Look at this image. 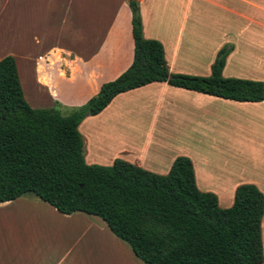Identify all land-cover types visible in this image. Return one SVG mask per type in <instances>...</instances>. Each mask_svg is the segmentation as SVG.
<instances>
[{
  "label": "crops",
  "instance_id": "crops-1",
  "mask_svg": "<svg viewBox=\"0 0 264 264\" xmlns=\"http://www.w3.org/2000/svg\"><path fill=\"white\" fill-rule=\"evenodd\" d=\"M139 7L143 37L162 44L171 74L209 76L215 60L203 57L204 47L217 54L228 47L229 55L235 51L234 32L243 30L238 45L244 57L257 62L264 85V0H139ZM131 19L128 0H0V60L14 58L24 99L31 108L77 107L132 64ZM203 28L219 33L207 37L200 33ZM254 49L262 55L254 57ZM228 55L222 70L226 78L228 67L236 68ZM206 96L165 82L117 95L100 114L86 117L78 126L85 163L106 167L121 159L166 175L177 156L163 157L160 143L168 134L162 132L165 136L159 137L157 124L168 126L192 117L188 112L192 109L197 113L196 123L214 119L204 108L217 107V101ZM242 104L243 174L232 190L247 184L264 195V100ZM146 119L152 128L149 149L143 150L137 146L136 126ZM96 218L60 214L33 194L1 203L0 264H105L97 256L99 246L109 242L113 248L117 241ZM261 237L264 264V216ZM93 240L95 251L91 250ZM122 242L118 239L119 258L137 264Z\"/></svg>",
  "mask_w": 264,
  "mask_h": 264
},
{
  "label": "trees",
  "instance_id": "trees-1",
  "mask_svg": "<svg viewBox=\"0 0 264 264\" xmlns=\"http://www.w3.org/2000/svg\"><path fill=\"white\" fill-rule=\"evenodd\" d=\"M128 5L132 64L68 116L57 107L31 108L14 58L0 60V204L33 194L60 214L98 217L144 264H263L264 195L253 185L238 186L222 209L214 194L198 190L186 157L176 158L166 175L121 159L107 167L85 163L78 126L119 94L165 82L226 101L264 100L262 82L223 77L227 48L209 76L171 74L162 44L143 37L139 0Z\"/></svg>",
  "mask_w": 264,
  "mask_h": 264
},
{
  "label": "rangeland",
  "instance_id": "rangeland-1",
  "mask_svg": "<svg viewBox=\"0 0 264 264\" xmlns=\"http://www.w3.org/2000/svg\"><path fill=\"white\" fill-rule=\"evenodd\" d=\"M210 28H203L200 33L207 37H217L219 31ZM244 32L245 31L243 30H236L234 32L236 44L234 47L235 51L228 56L230 62L235 64L236 68L228 67L225 74L227 77H237L236 74L240 72L241 74L239 76L241 77L239 78L259 81V78H261V72L258 68L257 62L249 59L247 55L244 57L243 49L238 45V43L242 42ZM227 49L229 50L228 47ZM203 50L204 58L215 60L217 52L211 53L209 51L210 48H207L206 46ZM252 53L256 58L262 55V52L258 49L252 50ZM18 78L20 81L19 73ZM210 99L217 101L216 104H218V106H206L204 111L208 113L212 112L215 115L214 119L206 118L201 124L196 123L194 117L197 113L191 106L187 105V108L192 109L191 111H188L192 112V117L188 116L184 119H178L174 124L168 126L159 123L156 126V131L159 137L165 136L162 132L168 134L160 143L164 150L162 155L165 160L172 158L174 154L177 156L175 159L179 157L188 158L192 162L195 178L197 176V180H195L198 190L204 193L214 194L218 199V206L225 209L232 205L234 197V191L232 188L234 184L242 180L244 108L242 103L216 99L213 97ZM83 105L61 109L59 104H55L54 107L51 108L57 107L62 116H68L72 111ZM149 121L150 120L147 121L146 119V122L140 123L139 126H136V131H138L137 133L140 135L137 140V146L139 145L143 150L149 149L148 145L150 142L148 137L149 130L152 128ZM170 127L171 130L169 131L168 129ZM167 137H169V139ZM154 145L155 144L153 143L150 148ZM211 178H213V180ZM201 185H204L205 187L218 186V189H205L202 188ZM96 219L102 222L100 218L97 217ZM100 237L101 236H99L98 239H100ZM114 239H116L117 245L112 248L109 242L107 245L106 243H103L98 248L99 252L97 256L99 255L100 261L105 264H126L127 260L125 257L122 259L119 258L118 239ZM94 244L93 240L91 250L95 251L96 248H93ZM122 245L131 251L126 243L122 242ZM131 260L134 263L143 264L136 258L131 257ZM128 264H130V261Z\"/></svg>",
  "mask_w": 264,
  "mask_h": 264
}]
</instances>
